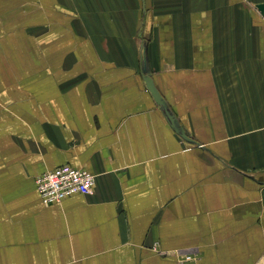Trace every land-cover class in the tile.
Masks as SVG:
<instances>
[{
	"label": "crops",
	"instance_id": "1",
	"mask_svg": "<svg viewBox=\"0 0 264 264\" xmlns=\"http://www.w3.org/2000/svg\"><path fill=\"white\" fill-rule=\"evenodd\" d=\"M261 4L0 0V264H264ZM59 6L60 87L41 66ZM63 164L95 188L45 203L35 178Z\"/></svg>",
	"mask_w": 264,
	"mask_h": 264
},
{
	"label": "built area",
	"instance_id": "2",
	"mask_svg": "<svg viewBox=\"0 0 264 264\" xmlns=\"http://www.w3.org/2000/svg\"><path fill=\"white\" fill-rule=\"evenodd\" d=\"M35 182L43 202L54 203L76 194L92 192L96 185V177L85 168L63 164L38 174ZM185 258L191 256L187 254Z\"/></svg>",
	"mask_w": 264,
	"mask_h": 264
},
{
	"label": "rangeland",
	"instance_id": "3",
	"mask_svg": "<svg viewBox=\"0 0 264 264\" xmlns=\"http://www.w3.org/2000/svg\"><path fill=\"white\" fill-rule=\"evenodd\" d=\"M53 17H52V23L49 26L43 27V36H42V59H41V66L42 69L50 67L53 71L57 72V80L54 76L53 81L51 82H59L60 85L66 84V75L60 74L61 72H64L63 69L66 66V63L68 62V59L65 57L66 55V34L67 28L66 23H69L72 18V14L69 12H66L64 8L61 6L57 7L56 10H53ZM75 15V12H74ZM47 19L44 17L43 22H45ZM142 27H140L141 29ZM143 29V28H142ZM34 59H24V66H33ZM37 61V58L36 60ZM122 61V62H121ZM118 60L119 64L121 65H129V63ZM72 66H75L77 64V60H73L70 62ZM29 65V66H28ZM49 70V69H48ZM43 74V83H45V77H49L46 75V71H42ZM50 72V71H49ZM27 78V82H33L32 75L31 76H25ZM45 78V79H44ZM49 79H47L48 81ZM55 80V81H54ZM50 81V80H49ZM61 83V84H60Z\"/></svg>",
	"mask_w": 264,
	"mask_h": 264
},
{
	"label": "water",
	"instance_id": "4",
	"mask_svg": "<svg viewBox=\"0 0 264 264\" xmlns=\"http://www.w3.org/2000/svg\"><path fill=\"white\" fill-rule=\"evenodd\" d=\"M260 11L264 12V4H261L259 6ZM142 71L144 73V80L146 82V85L148 89L151 91L153 97L155 98L156 102L161 106V109L169 121V123L172 125V127L180 134L185 140L191 142V143H198L194 138L189 136L181 123L178 121L175 114L172 112L171 108L169 107L167 101L165 100L164 96L160 92V90L157 88L149 69V65L147 62V59L144 57L142 60Z\"/></svg>",
	"mask_w": 264,
	"mask_h": 264
}]
</instances>
